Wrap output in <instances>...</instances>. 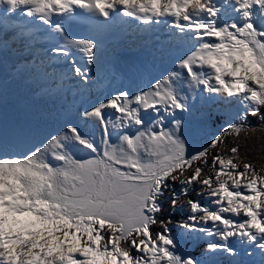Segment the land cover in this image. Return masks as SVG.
<instances>
[{
    "label": "snow or ice",
    "instance_id": "6c2138e0",
    "mask_svg": "<svg viewBox=\"0 0 264 264\" xmlns=\"http://www.w3.org/2000/svg\"><path fill=\"white\" fill-rule=\"evenodd\" d=\"M117 5L119 15L144 24L166 17L188 51L176 71L147 90L121 91L78 114L100 128L99 145L69 122L23 157L0 158V264H199L179 252L181 238L166 225L152 231L162 222L169 181L180 184L168 198L173 208L195 186L200 195L210 189L215 208L189 199V222L179 225L189 239L203 235L207 252L235 256L232 237L264 249V176L251 163L237 165L239 147L208 159L209 149L225 143V134L238 135L249 116L264 124V0H26L23 14L58 34L53 57L78 49L92 64L94 42L70 37L65 25L106 21ZM17 11L0 10V29L13 27ZM228 11L233 18H221ZM75 72L87 83L86 72ZM185 89L223 92L245 107L222 135L192 149L179 116ZM85 150L87 158L78 155Z\"/></svg>",
    "mask_w": 264,
    "mask_h": 264
},
{
    "label": "bare ground",
    "instance_id": "6f19581e",
    "mask_svg": "<svg viewBox=\"0 0 264 264\" xmlns=\"http://www.w3.org/2000/svg\"><path fill=\"white\" fill-rule=\"evenodd\" d=\"M220 3H223L224 0H218ZM221 18L225 19H231L233 18L229 12L225 14L224 12H221ZM177 44H181V42H177ZM182 45V44H181ZM165 54L162 56L157 55L153 51H142L135 49V47H132L131 49H127V52H129L130 56L133 59L132 64L124 69L121 73H114L111 69V67L108 65L106 68L102 69V77H104V86L109 90L117 91L119 87L128 85L130 83V80L133 75H140L139 72H145L149 71L150 68L152 69V65L156 63H162V66L168 70V66L173 65L175 66L179 59L185 54V51L183 49H176L174 47H171V49H166L164 47ZM112 60L118 61L119 57L113 56ZM17 57L7 53L5 57L3 58L1 64H0V86L9 87L12 90H9L7 93L13 94L17 90H27L28 88H31V81H29L28 77L26 76L25 72L23 70H20L16 67ZM161 75H157L155 78V82L159 79H161ZM106 81H110L108 84H106ZM125 82V83H124ZM124 83V84H123ZM9 98H13V95H9ZM4 104L8 105L9 107L13 108L15 107L16 102L13 99H9L8 101H3ZM85 104L82 102V105ZM13 111V110H12ZM12 114V113H11ZM5 121L7 124H2L1 130L4 129L9 132L13 131L16 126V122L12 120V115L8 113V117ZM12 124V125H10ZM24 144H27V142L24 140ZM22 144V145H24ZM14 145V144H13ZM15 145H21V144H15ZM28 146V144H27ZM15 151H17L15 149Z\"/></svg>",
    "mask_w": 264,
    "mask_h": 264
},
{
    "label": "rangeland",
    "instance_id": "374dc122",
    "mask_svg": "<svg viewBox=\"0 0 264 264\" xmlns=\"http://www.w3.org/2000/svg\"><path fill=\"white\" fill-rule=\"evenodd\" d=\"M174 67L176 68V65ZM213 83H214V81H213ZM28 89H30V88H28ZM141 89L147 90L146 87L141 86V87H136L135 91L131 90L128 93H130V94L131 93H138ZM199 93H201L202 97H204V98H208L210 96V93L200 92V91H199ZM7 94H8V96L14 95V93L13 94L7 93ZM211 94L217 95V102L220 105H224V101H222L221 98H223V97L230 98L226 94H224L223 92L211 93ZM205 95H207V97H205ZM9 99H13V98L5 97L4 101H8ZM230 104L234 105L235 101L231 102ZM188 105H189L188 108H191L194 106V96H192V99L189 101ZM1 107H2V105H1ZM4 107L8 108L9 106L4 104ZM243 107H245V105H243ZM24 108H25V106H24ZM226 109L228 110V108H226ZM9 111H10V115H12V120H14L16 122L18 127H20V124L21 125L24 124L25 127L22 128L23 131H25V129H27L28 132L32 131L35 134V136L31 138V140L33 141V143L36 146L39 145L38 139H42V141H44L49 135H51L54 132H57L59 129L62 128V126L60 124L55 123V119L51 114H49L48 112L42 113L40 110V107L25 108L24 111L30 113L28 118L22 113L23 105H21L20 103H16L15 107H13V108L9 107ZM223 111H225V110H223ZM8 112L7 111L3 112V114H2L3 119L0 120L1 125L7 124L5 121H8V120H6V118L8 117ZM190 121L191 122H188V125L183 127L187 131L186 132L187 138L186 137L184 138V136H183V138L185 139L186 143L188 144V146L190 148L197 149V148H200L202 145L206 144L208 142V140H206L205 137L203 138L202 134L200 133V131L203 130V127L194 123L192 120H190ZM181 122L182 121H180V123ZM10 125H12V124H10ZM29 135H30V133H29ZM0 144H1L0 148L2 149L1 155L4 158H9L10 152H12V148L10 147L11 148L10 149V148L4 146L1 141H0ZM31 147L34 149L35 146L31 145ZM16 152L17 151H14V153H16ZM49 157H51L50 153L46 156V159ZM165 220H167V219H165ZM165 220L163 218L161 224L163 222H165ZM161 224L156 225L157 227L151 226L153 233H155L156 229H158ZM259 263L264 264V259H260Z\"/></svg>",
    "mask_w": 264,
    "mask_h": 264
},
{
    "label": "trees",
    "instance_id": "16d2710c",
    "mask_svg": "<svg viewBox=\"0 0 264 264\" xmlns=\"http://www.w3.org/2000/svg\"><path fill=\"white\" fill-rule=\"evenodd\" d=\"M224 130L221 133L217 134L222 135ZM225 143L219 145L217 148L209 149V161L211 160V155L214 153H220L221 155L227 156L229 154V150L232 147H239V158L236 160L237 165L242 169L245 163H251L256 171L261 175L264 176V124L261 123L258 117H248L247 123L241 129L239 134H230L224 135ZM203 163V162H201ZM205 174H210V170L205 168ZM214 175V173H211ZM246 182V181H244ZM243 183V182H242ZM173 187H179V181L176 182L175 186L172 185V182L169 181V187L165 192V196L162 198H168L170 193L173 190ZM197 186H195V190L190 191L187 196H184L178 201L177 207L184 205L188 202L189 199L193 198V195L196 193ZM205 192V191H204ZM185 208V206H184ZM190 211V210H189ZM168 217V221L178 222L181 217L180 215H174L172 209L166 212ZM160 217V214H158ZM185 219V218H184ZM186 220V219H185ZM157 223L156 225H159ZM166 225V224H165ZM157 227V226H155ZM163 225L157 230L159 231ZM156 231V232H157Z\"/></svg>",
    "mask_w": 264,
    "mask_h": 264
},
{
    "label": "water",
    "instance_id": "95a60500",
    "mask_svg": "<svg viewBox=\"0 0 264 264\" xmlns=\"http://www.w3.org/2000/svg\"><path fill=\"white\" fill-rule=\"evenodd\" d=\"M16 144H18V143H16ZM15 147H17L20 150V152L23 153L24 155H26L28 152L31 151V149L26 144L15 145Z\"/></svg>",
    "mask_w": 264,
    "mask_h": 264
}]
</instances>
